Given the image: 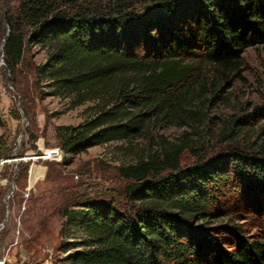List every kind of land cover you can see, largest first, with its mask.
<instances>
[{
  "label": "trees",
  "instance_id": "trees-1",
  "mask_svg": "<svg viewBox=\"0 0 264 264\" xmlns=\"http://www.w3.org/2000/svg\"><path fill=\"white\" fill-rule=\"evenodd\" d=\"M158 1L160 13L145 17L129 0H18L7 17L9 70L16 74L26 50L39 46L47 55L36 66L39 98H66L71 108L93 103L83 122L57 127L63 165L95 146L149 139L135 162L119 167L131 181L133 212L102 199L63 208L62 233L73 226L79 235L64 242L68 264H264V227L250 238L240 225L228 226L220 238L226 227L197 225L213 216L225 190H240L231 193L241 197L240 209L264 212L256 197L264 195V140L233 146L250 134L249 120L236 117L216 131L198 71L205 62L226 80L243 66V49L264 46V0ZM172 126L187 130L173 140L158 131ZM212 136L230 146L210 162L197 145ZM31 138L37 148L38 136ZM187 149L200 159L191 168L181 163ZM12 153L0 143L1 157Z\"/></svg>",
  "mask_w": 264,
  "mask_h": 264
},
{
  "label": "rangeland",
  "instance_id": "rangeland-1",
  "mask_svg": "<svg viewBox=\"0 0 264 264\" xmlns=\"http://www.w3.org/2000/svg\"><path fill=\"white\" fill-rule=\"evenodd\" d=\"M98 1L108 3V0ZM129 2L134 4L135 13L145 17L157 16L163 7L158 0ZM17 5L18 0H0V109L4 118L0 143H3L5 155L11 150L14 156L36 159L37 156H44L46 150L60 147L57 127L83 122L90 115L88 107L93 103L71 108L66 98H39L36 66L44 63L47 56L39 46L26 50L16 74L9 70L4 54L5 40L9 35L7 17L14 14ZM198 15L193 11V17ZM179 24L183 26L182 19ZM187 24L192 26V23ZM241 55L243 66L226 80H221L213 67L205 62L197 64L206 81L205 95L200 98L204 101L206 115L218 123L216 131L219 132L222 125L232 118L249 120L250 134L232 143L233 146L264 140V46L245 48ZM27 105L30 114L25 111ZM256 110L258 112L254 113ZM186 130L175 126L162 130L158 128L170 140ZM31 134L38 136L37 148L34 149L31 148ZM200 144L201 141L197 145L200 147L198 151L205 153L206 161L210 162L230 146L221 136H212L204 140L202 146ZM148 147L149 139L139 137L132 142H111L92 147L76 154L68 165L52 159L29 160V165L20 168L17 165L8 168L7 163L0 165V264H68L64 242L79 235L73 226L67 234L62 233L65 220L63 208L75 201L102 199L113 201L121 211L133 212V205L126 195V186L131 181L120 174L119 167L135 162ZM199 162L198 156L189 149L181 160L185 168L194 167ZM8 163L15 162L11 160ZM31 163L34 166L46 164L47 168L42 170L47 173L44 172L40 181L30 186L27 181L29 171L27 173L25 168H29ZM226 191L221 193L220 203L213 207V216L197 225L226 227L219 229L220 238H226L223 236L229 235L228 226L233 225H240L243 233L250 238L261 237L264 212L260 215L253 209L247 211L243 204L240 209L238 204H234L241 197L233 198V190ZM239 192L236 190L233 193ZM256 197L264 205V195ZM230 244L225 243L224 246L229 248Z\"/></svg>",
  "mask_w": 264,
  "mask_h": 264
},
{
  "label": "crops",
  "instance_id": "crops-1",
  "mask_svg": "<svg viewBox=\"0 0 264 264\" xmlns=\"http://www.w3.org/2000/svg\"><path fill=\"white\" fill-rule=\"evenodd\" d=\"M27 157L25 156V158H23V159H19V160H14V162L15 163H8V164H11V165H17V168H18V164L20 163V162H27V161H29V160H36V159H26ZM34 163H31V165H30V168H29V173H28V179H27V181H28V183L30 184V186L32 185V184H35L36 182H39L40 181V176H42V175H44V172H46V171H44L43 172V170H42V168H47V165L46 164H41V165H37V166H34L33 165ZM32 168V170L33 171H31L30 172V169ZM45 170V169H44ZM34 172V173H33ZM47 173V172H46ZM29 177H31V178H29Z\"/></svg>",
  "mask_w": 264,
  "mask_h": 264
},
{
  "label": "built area",
  "instance_id": "built-area-1",
  "mask_svg": "<svg viewBox=\"0 0 264 264\" xmlns=\"http://www.w3.org/2000/svg\"><path fill=\"white\" fill-rule=\"evenodd\" d=\"M49 153H48V158L47 159H52V160H55V161H62L63 159V150L60 148V147H53V148H50L49 149ZM15 157V158H13ZM11 158H3L0 156V165L3 166L5 165L6 163L10 162L11 160H21L23 158H25L24 156L23 157H20V156H13ZM39 159V158H38ZM32 171V168L30 169V172Z\"/></svg>",
  "mask_w": 264,
  "mask_h": 264
},
{
  "label": "bare ground",
  "instance_id": "bare-ground-1",
  "mask_svg": "<svg viewBox=\"0 0 264 264\" xmlns=\"http://www.w3.org/2000/svg\"><path fill=\"white\" fill-rule=\"evenodd\" d=\"M49 151H50V150H46L45 153H44V154H45L44 156H42V155L37 156L36 159H38V158H39V159H47V158H48V153H49ZM26 159H33V158L27 156ZM34 159H35V158H34ZM32 171H33V170H32ZM33 173H34V172H33Z\"/></svg>",
  "mask_w": 264,
  "mask_h": 264
}]
</instances>
